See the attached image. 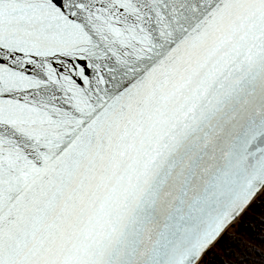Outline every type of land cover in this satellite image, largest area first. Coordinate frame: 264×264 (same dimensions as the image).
<instances>
[{"label":"snow or ice","instance_id":"6c2138e0","mask_svg":"<svg viewBox=\"0 0 264 264\" xmlns=\"http://www.w3.org/2000/svg\"><path fill=\"white\" fill-rule=\"evenodd\" d=\"M250 210L264 0H0V264H264Z\"/></svg>","mask_w":264,"mask_h":264},{"label":"trees","instance_id":"16d2710c","mask_svg":"<svg viewBox=\"0 0 264 264\" xmlns=\"http://www.w3.org/2000/svg\"><path fill=\"white\" fill-rule=\"evenodd\" d=\"M264 220V214L260 211L251 212L245 219L244 228L241 231H237L235 227L228 229L229 237L234 240L240 246L255 247L258 251H264V244H261L260 238H264V225L260 224V221ZM251 226V231H249ZM216 252L218 257H213L214 264H228L229 257L225 255L224 249L217 248ZM237 254L240 252V248H236Z\"/></svg>","mask_w":264,"mask_h":264}]
</instances>
